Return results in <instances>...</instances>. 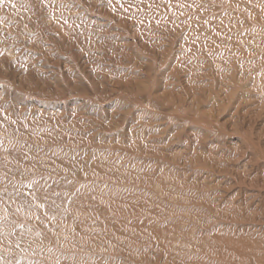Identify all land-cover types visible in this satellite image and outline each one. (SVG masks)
Here are the masks:
<instances>
[{"label": "rangeland", "instance_id": "rangeland-1", "mask_svg": "<svg viewBox=\"0 0 264 264\" xmlns=\"http://www.w3.org/2000/svg\"><path fill=\"white\" fill-rule=\"evenodd\" d=\"M0 264H264V0H0Z\"/></svg>", "mask_w": 264, "mask_h": 264}]
</instances>
